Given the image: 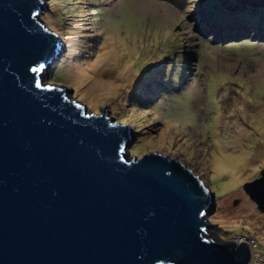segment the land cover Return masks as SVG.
I'll list each match as a JSON object with an SVG mask.
<instances>
[{"label": "water", "instance_id": "water-1", "mask_svg": "<svg viewBox=\"0 0 264 264\" xmlns=\"http://www.w3.org/2000/svg\"><path fill=\"white\" fill-rule=\"evenodd\" d=\"M44 2L0 0V264H249L208 222L200 176L159 152L128 158V124L40 80L66 48ZM243 188L264 213V168Z\"/></svg>", "mask_w": 264, "mask_h": 264}, {"label": "rangeland", "instance_id": "rangeland-1", "mask_svg": "<svg viewBox=\"0 0 264 264\" xmlns=\"http://www.w3.org/2000/svg\"><path fill=\"white\" fill-rule=\"evenodd\" d=\"M46 5L40 17L62 35L67 52L42 78L72 88L71 96L88 110L104 108L130 124L128 158L156 151L200 176L214 193L216 207L208 220L217 224L215 233H251L257 241H246L249 264H264V214L242 188L264 168V24L224 43L203 26L204 19H213V25L216 18L229 19L220 14L224 8L234 22L247 8L259 24L264 0H46ZM198 26L203 29L195 32Z\"/></svg>", "mask_w": 264, "mask_h": 264}, {"label": "clouds", "instance_id": "clouds-1", "mask_svg": "<svg viewBox=\"0 0 264 264\" xmlns=\"http://www.w3.org/2000/svg\"><path fill=\"white\" fill-rule=\"evenodd\" d=\"M44 3H46V0H45V2ZM46 7H47V5H46ZM45 7V8H46ZM48 8H49V6H48ZM247 12V13H246ZM41 14V13H40ZM255 18H257V16L256 17H250V15H249V11H248V9L246 8V10H244V12H243V18L242 19H239L240 21H238V22H234V21H232V19H233V17L232 18H229L228 20H227V22H228V26L230 25V24H234L235 26H237L238 28H236V30H239V32H233V30H232V28L231 27H228V26H225V23H223L224 22V19L223 18H216L215 20H216V22L217 23H221L222 24V27H224L228 32H229V36H227V37H225V38H222V39H216L215 38V41L218 43V41L219 42H221V43H224V42H226L227 40H229V38H230V36L232 35V34H237L238 36H246V33L248 34L249 32V30L247 31V26H251L252 28H261V25H259V24H256V21H255ZM263 18V17H262ZM261 18V22H260V24H262V26H263V24H264V19H262ZM40 19L42 20L41 22L43 23V25H44V27H46V28H48V29H50L51 31H54L55 33H57L59 36H60V38L63 40V42L65 43V50L64 51H62L63 53H66L67 52V43H66V41L63 39V37H62V35H60L57 31H55L54 29H52L48 24H47V22L42 18V17H40ZM211 19V18H210ZM260 19V18H259ZM213 19H211V21H212ZM198 28H202V27H200V26H198V27H196V31L195 32H197V29ZM203 29V28H202ZM255 32H256V30H255ZM204 33H207V34H210L211 33V31H209V32H204ZM218 40V41H217ZM220 45V44H219ZM59 49H61L62 48V42L60 41L59 42ZM61 52V53H62ZM61 53H60V55H61ZM60 55H59V57H60ZM58 57V58H59ZM55 62V61H54ZM54 62H52V64L50 65V67L48 66H45V67H43L42 69H41V71L39 72V76H40V80H42L43 81V83H45V84H48V85H52L53 83H51L49 80H47L46 78L48 77V76H46L45 77V80L42 78V76H41V73L43 72V71H45L46 70V75L48 74V72H49V69L53 66V64H54ZM77 99V98H76ZM87 107V106H86ZM88 111H90V110H88ZM92 112V111H91ZM120 123H122V122H120ZM125 124V123H124ZM129 126H130V124H128ZM130 133H133L134 134V131L132 130V127L130 126ZM133 141V136H132V139L129 141V144L131 143ZM129 144H126L125 145V147H124V152H125V150H126V148L128 147V145ZM152 152H156V151H152ZM145 153H147V152H145ZM160 153V152H159ZM125 154V153H124ZM144 154V153H143ZM142 154V155H143ZM162 154V153H161ZM141 155V156H142ZM126 156V155H125ZM137 157V156H135V155H132V157ZM128 157V156H127ZM131 157V158H132ZM259 176H260V173H259ZM255 179V178H254ZM251 181V180H250ZM246 182H248V181H246ZM209 187V186H208ZM243 188V187H242ZM244 189V188H243ZM245 191V190H244ZM245 193L248 195V193L245 191ZM249 196V195H248ZM249 198H250V196H249ZM251 199V198H250ZM252 200V199H251ZM214 201V208L216 207V203H215V200H213ZM254 203H255V205H256V207H257V204H256V202L254 201V200H252ZM258 208V207H257ZM214 210V209H213ZM259 210V209H258ZM261 211V210H260ZM212 213V212H211ZM210 213V214H211ZM263 213V212H262ZM209 214V215H210ZM264 214V213H263ZM208 215V216H209ZM208 219V218H207ZM210 220V219H209ZM208 220V222L209 223H212L211 221H209ZM215 225H217V224H215ZM235 235H233L232 237H229V236H227V235H224L223 237H220L221 239H224V240H235L236 241V243H239V241H247L249 238H252L254 241H257L256 240V238H254V237H252L253 235L251 234V233H249V236L248 235H237V236H235ZM254 251L252 250V253H253ZM251 261V260H250Z\"/></svg>", "mask_w": 264, "mask_h": 264}, {"label": "trees", "instance_id": "trees-1", "mask_svg": "<svg viewBox=\"0 0 264 264\" xmlns=\"http://www.w3.org/2000/svg\"><path fill=\"white\" fill-rule=\"evenodd\" d=\"M227 9L228 8H224V9H222V10H224V11H226V13H220L221 15H225V16H230V18H234L235 17V15L234 14H229V13H227ZM249 15H250V17H256V14H253V13H251L250 11H249ZM224 19V23H225V26H228V22H227V20L228 19H226V18H223ZM259 25H261L262 26V24H259ZM203 26L204 27H206V28H210V27H212L213 26V23H211V19L210 18H208V19H204L203 20ZM228 27H231L232 28V30H233V32H239V30H236V28H238L237 26H235L234 24H230ZM259 28V27H258ZM258 28H252L251 26H247V31L249 30H253V31H255V30H257ZM264 32V31H263ZM169 49H173V48H171V47H169ZM166 51V50H165ZM169 51V50H168ZM183 56H185V54L183 53ZM233 235H235V234H233L232 232L230 233V234H228L227 236H229V237H232ZM259 244V243H258Z\"/></svg>", "mask_w": 264, "mask_h": 264}, {"label": "bare ground", "instance_id": "bare-ground-1", "mask_svg": "<svg viewBox=\"0 0 264 264\" xmlns=\"http://www.w3.org/2000/svg\"><path fill=\"white\" fill-rule=\"evenodd\" d=\"M212 29H214L217 32L216 39H222V38L229 36V32L224 27H222L221 23L214 24L212 27L208 28V31H211Z\"/></svg>", "mask_w": 264, "mask_h": 264}]
</instances>
